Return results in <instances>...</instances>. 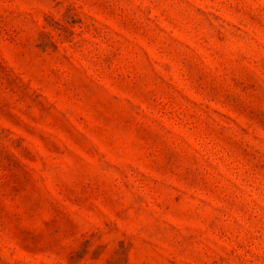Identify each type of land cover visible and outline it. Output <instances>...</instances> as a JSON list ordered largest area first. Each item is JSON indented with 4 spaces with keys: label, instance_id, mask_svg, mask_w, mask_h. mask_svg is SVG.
Here are the masks:
<instances>
[{
    "label": "rangeland",
    "instance_id": "rangeland-1",
    "mask_svg": "<svg viewBox=\"0 0 264 264\" xmlns=\"http://www.w3.org/2000/svg\"><path fill=\"white\" fill-rule=\"evenodd\" d=\"M0 264H264V0H0Z\"/></svg>",
    "mask_w": 264,
    "mask_h": 264
}]
</instances>
